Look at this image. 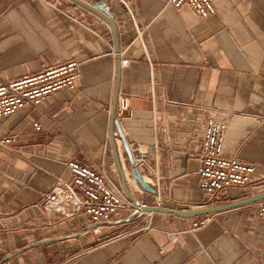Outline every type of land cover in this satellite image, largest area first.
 <instances>
[{
	"label": "crops",
	"instance_id": "0c3cea01",
	"mask_svg": "<svg viewBox=\"0 0 264 264\" xmlns=\"http://www.w3.org/2000/svg\"><path fill=\"white\" fill-rule=\"evenodd\" d=\"M165 4L0 0L4 80L80 63L75 86L0 119V138L15 137L0 145V264H264V188L251 192L264 184V0H214L206 18ZM118 92L129 116L115 115ZM209 118L227 124L224 154L255 171L248 189L202 206L197 152ZM124 141L149 149L154 193H140ZM73 158L104 170L128 198L174 212L150 211L146 232L129 213L63 218L42 202L55 177L72 181L63 161Z\"/></svg>",
	"mask_w": 264,
	"mask_h": 264
},
{
	"label": "built area",
	"instance_id": "2783aa9c",
	"mask_svg": "<svg viewBox=\"0 0 264 264\" xmlns=\"http://www.w3.org/2000/svg\"><path fill=\"white\" fill-rule=\"evenodd\" d=\"M53 4L55 2L53 1ZM182 4H188L200 18L214 14V0H166L165 6L178 9ZM124 64L127 61H123ZM79 62L75 59L55 64V66L40 67V69L24 76L4 80L0 76V119L11 115L14 111L28 104L38 107L42 102L62 89L75 86L79 78ZM116 117L129 116L131 113L128 97L122 92L116 95ZM33 128L40 130L39 121H33ZM201 144L197 152L199 165L197 168V186L204 196L205 205H214L229 189H248L254 170V165L243 162L236 156L224 154L227 124L224 120L209 118L202 127ZM15 141V137L0 138V145ZM129 146L132 159L138 172L145 181L150 168L147 160L149 149L131 143ZM66 171L72 181L55 177V183L43 196L45 208L59 214L63 218H72L81 214L87 220L105 221L122 213L133 215L134 222H141L143 232L152 229V212L146 211V205L141 199H130L117 188L104 170L86 165L78 159L63 161ZM133 177V175H132ZM134 178V177H133ZM132 178L127 176L129 181ZM135 180V178H134ZM264 188L257 186L251 192H259ZM147 192L140 190L141 194ZM154 201L162 205V201L154 195ZM256 213L264 222V200L256 203ZM209 218L194 221L192 229L203 226Z\"/></svg>",
	"mask_w": 264,
	"mask_h": 264
},
{
	"label": "water",
	"instance_id": "95a60500",
	"mask_svg": "<svg viewBox=\"0 0 264 264\" xmlns=\"http://www.w3.org/2000/svg\"><path fill=\"white\" fill-rule=\"evenodd\" d=\"M94 7L101 9L109 17L113 16L111 10H109V8L107 6H105L102 2H96ZM123 147H124V152L126 155V161H128V163L130 165L131 175H133L136 182L138 183V185H140L142 187V189L154 193L155 189H153V187L147 181L144 180L142 175L139 174L138 169L136 168L135 163L132 159L129 146L127 145V143L125 141L123 142ZM145 210L146 211H169V212L171 211L168 208H163V207L159 208V207H152V206L146 207ZM171 212H174V211H171Z\"/></svg>",
	"mask_w": 264,
	"mask_h": 264
}]
</instances>
